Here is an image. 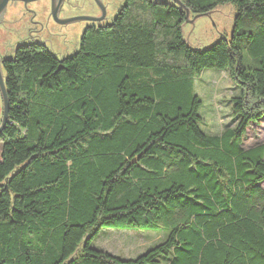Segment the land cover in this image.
<instances>
[{
	"label": "trees",
	"instance_id": "16d2710c",
	"mask_svg": "<svg viewBox=\"0 0 264 264\" xmlns=\"http://www.w3.org/2000/svg\"><path fill=\"white\" fill-rule=\"evenodd\" d=\"M181 2L230 6L229 33L191 45L174 1L124 0L69 56L28 41L1 59L0 264H264V142L242 145L264 115V0ZM205 68L238 88L218 134L199 126ZM106 228L163 236L123 257L93 244Z\"/></svg>",
	"mask_w": 264,
	"mask_h": 264
},
{
	"label": "rangeland",
	"instance_id": "374dc122",
	"mask_svg": "<svg viewBox=\"0 0 264 264\" xmlns=\"http://www.w3.org/2000/svg\"><path fill=\"white\" fill-rule=\"evenodd\" d=\"M71 1L75 4H66L69 7L67 6L68 8L60 13L59 17H64L63 15L69 13V15L82 14L92 10L91 0ZM109 2L111 6L108 9L107 22L114 17L124 0H109ZM41 4L49 5V2L48 0H37L29 2L26 7L22 3L8 4L0 21V49L4 52L3 56L13 55L14 49L23 41V36H26L28 29L38 30L43 25L44 29L37 31L41 36L33 31L32 38H25L24 41H36L41 37L39 41L59 57L69 56L73 53L78 46L84 26L90 22L76 20L61 24L53 16L49 17L47 9L42 10ZM32 9L36 11L34 17L40 21L37 25L30 21L32 15L30 10ZM233 16L232 8L224 5L208 11L207 14L197 16L192 23L184 22L182 30L186 34L188 44L206 46L218 39L220 31L228 34ZM34 37L36 38L34 39ZM244 61H248L246 54ZM194 93L201 100L198 110L201 116L199 126L204 132L218 134L235 124L231 112L230 97L238 93V88L226 69L205 68L201 70L199 75L194 76ZM1 104L0 96V111ZM262 142H264V115L258 121L249 123L242 145L249 147ZM262 186L264 187V182H262ZM162 236V233L148 229L106 228L98 233L93 244L113 254L132 257L158 242Z\"/></svg>",
	"mask_w": 264,
	"mask_h": 264
},
{
	"label": "water",
	"instance_id": "95a60500",
	"mask_svg": "<svg viewBox=\"0 0 264 264\" xmlns=\"http://www.w3.org/2000/svg\"><path fill=\"white\" fill-rule=\"evenodd\" d=\"M9 0H0V21L3 18L4 12L7 7V3ZM24 3L26 4L28 1H33V0H23ZM50 12L53 16L54 19L57 20L59 23H68V22H73L76 20H91V21H101L105 17V7L102 3L101 0H95L97 5L100 8V15H91V14H79V15H73L69 17H59V12L61 9V6L63 4V0H50ZM174 1L177 5H179L181 8L185 10V22H190L192 23L195 18L199 15L202 14H207L206 13H197L194 14L191 18L189 17V8H187L181 0H172ZM185 40L187 38L185 37ZM1 55H0V96H1V117H0V131L4 129L8 122V111H9V99H8V94L5 86V79H4V73L2 69V64H1Z\"/></svg>",
	"mask_w": 264,
	"mask_h": 264
},
{
	"label": "flooded vegetation",
	"instance_id": "af4514ba",
	"mask_svg": "<svg viewBox=\"0 0 264 264\" xmlns=\"http://www.w3.org/2000/svg\"><path fill=\"white\" fill-rule=\"evenodd\" d=\"M33 1H37V0H33ZM33 1H28L26 4L24 3V1L23 0H9L8 1V3H7V6H8V4H15V3H22L25 7L27 6V4L29 3V2H33ZM102 1V3H103V5H104V7H105V17L101 20V21H98V23H96L97 21H91V20H85V21H88V22H90V24H87V25H85L84 26V29L85 28H87V27H89V26H91V25H103V24H105L107 21H108V15H107V13H108V9H109V7L111 6V3L109 2V0H101ZM48 2H49V5L48 4H41V7H42V10H45V9H47V12H48V14H49V17H51L52 18V14H51V12H50V0H48ZM72 3V1L71 0H63V4H62V6H61V9H60V12H59V14L60 13H62L64 10H66L68 7H69V5H67L66 6V4H71ZM91 3H92V10L91 11H89V12H83L82 14H91V15H100V8H99V6L97 5V3L95 2V0H91ZM73 4H75V3H72V5ZM120 9V8H119ZM31 11V16H30V21L31 22H33V23H35V25H37V23L38 22H40L39 20H37L34 16L36 15V11L35 10H30ZM70 14V13H69ZM69 14H66V15H63L64 17H69V16H73V15H79L80 13H75V14H72V15H69ZM42 25V24H41ZM44 29V25H43V27L41 28V29H39L38 28V30H35V29H28L27 31V33H26V36H23V41H21V43H23V42H25L24 41V39L25 38H27L28 39V37H30V38H32V36L34 35L32 32L34 31V32H36V33H38V36H41L40 34H39V32H37V31H39V30H43ZM36 37H34V39H35ZM41 39V37H39V39H36V41H39ZM18 46V45H17ZM1 51V49H0V55H1V59H3L5 56H3V53L4 52H2ZM2 61V60H1Z\"/></svg>",
	"mask_w": 264,
	"mask_h": 264
}]
</instances>
